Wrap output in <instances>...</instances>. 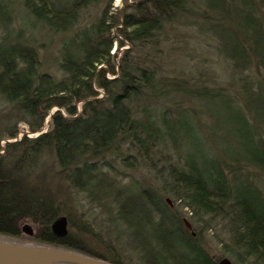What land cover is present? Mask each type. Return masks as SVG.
<instances>
[{
  "label": "trees",
  "instance_id": "1",
  "mask_svg": "<svg viewBox=\"0 0 264 264\" xmlns=\"http://www.w3.org/2000/svg\"><path fill=\"white\" fill-rule=\"evenodd\" d=\"M22 1L62 40L59 74L42 70L30 42L10 52L0 44V97L11 106L0 143L20 124L41 132L50 117L46 132L6 143L0 155V236L111 264H125L123 249L139 252L131 245L139 239L145 264H219L205 237L219 229L223 259L264 264V0H124L121 18L110 14L114 0ZM105 1L95 23L66 39L84 5ZM115 25L117 50L130 45L117 62ZM184 32L218 44L239 96L167 62L168 40ZM217 103L231 111L236 146L218 156L204 148L211 134H200L203 107ZM143 169L154 181L140 187L130 173ZM60 217L68 220L62 240L51 230ZM28 222L36 237L21 233Z\"/></svg>",
  "mask_w": 264,
  "mask_h": 264
},
{
  "label": "rangeland",
  "instance_id": "2",
  "mask_svg": "<svg viewBox=\"0 0 264 264\" xmlns=\"http://www.w3.org/2000/svg\"><path fill=\"white\" fill-rule=\"evenodd\" d=\"M57 6L68 5L74 0H52ZM124 0H114L110 7V14L113 16L116 14L121 18V11L125 8ZM130 1L128 0V4ZM107 2L104 3H88L81 14V20L79 26L70 30L66 33V39H70V36L75 35L79 30H83L86 27L91 26L101 15L104 10ZM123 4V6H122ZM118 26L111 27L109 38L114 42V48L112 54L118 51L116 62L122 56V53L130 48V45H125V47L118 49V42L122 40V37L118 34ZM186 35L184 38L180 37L178 40L171 35L172 40H168L169 48L164 49L165 55L167 57V62L172 63L173 65H180L186 74H189L191 70L197 68L203 74L204 84L209 85L210 87H222L227 92H233L235 97L239 96V91L237 84L233 83L231 80V67L227 61L223 60L217 52V43L202 41L199 38L193 36V32H184ZM93 33L89 32V37ZM196 35V34H195ZM1 37H7L9 41L0 42L1 50L10 52V46L12 44L18 43H29L32 44L36 50L39 52V57L41 60V68L43 71H46L51 74L58 73V57H59V42L62 41L58 36H55L52 33H49L45 30L42 24L39 22H34L27 14L26 9L24 8L22 0H0V39ZM163 57V58H164ZM191 57V58H190ZM187 76V75H186ZM185 76V77H186ZM109 78H115L108 76ZM232 82V83H231ZM231 92V94H232ZM104 97V93L100 92ZM235 105V104H231ZM11 106L7 105L3 99L0 97V128L2 123L5 122V116L10 112ZM78 113L81 112V107L78 104ZM57 109H53L51 114H53ZM203 115L205 114V125L202 131L200 132L202 137L211 134V137H208L207 145L204 144V148H208L211 154H217L216 156L222 154L228 146H231V149L235 150L236 146L234 143L231 144V111L226 109L220 103L209 105L208 107H203ZM50 126V117L45 121L42 132H46ZM41 132V133H42ZM38 134H31L27 131V128L20 124L18 135L15 140H11L9 143H14L16 140L20 141L24 136L27 137H36ZM40 135V134H39ZM10 140V139H9ZM6 142L8 140H5ZM16 141V142H17ZM4 142V141H3ZM5 143V142H4ZM2 144V141L0 145ZM4 145V144H3ZM230 148V147H229ZM198 153V150H193ZM3 153H0V155ZM132 174L134 182L142 187L148 184H151L153 176L147 170L143 169L142 172L130 173ZM129 180H124V185L128 184ZM259 185L264 190V180L261 179L258 181ZM168 202L171 206H177L173 201L168 199ZM186 219V218H185ZM187 220V219H186ZM29 224V225H28ZM26 226L31 228L33 232V237H36L38 232L35 226L31 225L29 222ZM21 233L27 235L21 228ZM218 232V233H217ZM207 246L212 252L213 256L219 260H222L220 247L217 245L218 239H226V235L218 229L216 232L209 233L205 235ZM57 239V238H56ZM113 239V238H112ZM110 238V241L115 244H125L124 240L119 243ZM60 240V239H58ZM0 241H6L12 244L33 246L34 243L30 241H24L18 238H5L0 236ZM219 241V240H218ZM121 244V245H123ZM120 245V246H121ZM131 245L137 246L139 252H128L127 250H121L122 261L125 264H140L138 257L141 256L142 264H145L144 257L147 256V253H144L141 249L143 242L139 239L131 240ZM45 247V246H43ZM142 250V251H141ZM132 253L135 255V258H131Z\"/></svg>",
  "mask_w": 264,
  "mask_h": 264
},
{
  "label": "water",
  "instance_id": "3",
  "mask_svg": "<svg viewBox=\"0 0 264 264\" xmlns=\"http://www.w3.org/2000/svg\"><path fill=\"white\" fill-rule=\"evenodd\" d=\"M189 230L191 224L184 219ZM52 233L57 239H64L68 235V220L66 217L58 218L51 227ZM23 231L33 236L29 226ZM193 235H195L193 233ZM0 264H111L93 257H87L74 252L58 250L49 247H31L0 241ZM219 264H233L228 259H223Z\"/></svg>",
  "mask_w": 264,
  "mask_h": 264
}]
</instances>
